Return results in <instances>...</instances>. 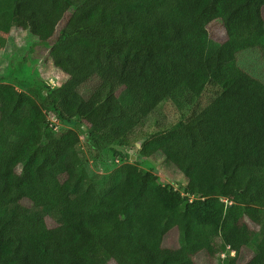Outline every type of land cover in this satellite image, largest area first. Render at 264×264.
Returning a JSON list of instances; mask_svg holds the SVG:
<instances>
[{"label": "trees", "instance_id": "trees-1", "mask_svg": "<svg viewBox=\"0 0 264 264\" xmlns=\"http://www.w3.org/2000/svg\"><path fill=\"white\" fill-rule=\"evenodd\" d=\"M0 19L50 42L65 77L39 82L38 98L0 79V264H193L200 253L264 264V82L236 63L247 50L264 58V0H0ZM209 87L199 111L134 135L160 105L194 108ZM81 136L91 160L121 162L102 192ZM140 159L184 184H162ZM249 245L260 248L243 259Z\"/></svg>", "mask_w": 264, "mask_h": 264}, {"label": "rangeland", "instance_id": "rangeland-1", "mask_svg": "<svg viewBox=\"0 0 264 264\" xmlns=\"http://www.w3.org/2000/svg\"><path fill=\"white\" fill-rule=\"evenodd\" d=\"M65 20L66 17H64L57 25L52 40L58 35V31L63 26ZM8 25L9 24L6 21L0 19V79H4L6 83L20 86L19 90L26 89L27 92L30 91L29 93L35 98H38L36 87L39 82H44L52 88L61 84L65 77L52 66L47 57L50 42L42 43L29 32L19 31L15 28H8ZM208 31L212 42L218 43L223 40L221 28L218 23L212 24ZM236 63L242 70L264 82V58L257 50H247L238 53L236 56ZM27 88L30 89L28 90ZM214 93L215 91L212 88H207L194 108L184 107L178 113H176L173 107L168 103L160 105L146 118L144 126L141 129H137L134 135L140 136L143 132L150 134L154 131H161L169 127L178 119L186 118L191 111H199L201 108L205 107L213 98ZM46 119L48 123L55 121L51 113L47 111ZM55 124L57 123L55 122ZM67 128L68 126L56 125L54 132L57 133ZM80 139L79 152L87 161V170L96 182L99 190L102 192L109 185L110 180L108 175L114 173L121 162L118 158H112L110 154H105L100 161L95 162L91 160L89 152L83 146L82 136ZM140 141L141 146L143 140H139L138 142ZM138 150L139 147L136 145L126 150L125 152L129 154L126 161L134 162L138 155ZM129 151H132V153ZM131 156H133V158ZM138 164L140 168L145 171H150L155 174L159 181L164 185L178 188L179 185L184 184V178L182 175L176 173L173 168L164 165L162 161L154 162L149 159H143ZM105 168L107 171H105ZM175 245L176 233L172 231L165 238L164 246L173 247ZM258 248L260 247L249 245L244 249L241 256L245 259L249 255L256 253ZM233 255L234 253H231L230 257ZM226 257V254L221 256L223 264H234L231 263L233 261H230V258L228 259ZM193 264L209 263L206 256L203 253H200L195 258Z\"/></svg>", "mask_w": 264, "mask_h": 264}, {"label": "water", "instance_id": "water-1", "mask_svg": "<svg viewBox=\"0 0 264 264\" xmlns=\"http://www.w3.org/2000/svg\"><path fill=\"white\" fill-rule=\"evenodd\" d=\"M140 144H141V141L140 142H138L137 144H136V146H140ZM130 153H132V151H129ZM132 158H133V156H131Z\"/></svg>", "mask_w": 264, "mask_h": 264}, {"label": "built area", "instance_id": "built-area-1", "mask_svg": "<svg viewBox=\"0 0 264 264\" xmlns=\"http://www.w3.org/2000/svg\"><path fill=\"white\" fill-rule=\"evenodd\" d=\"M226 204V201L225 200H222V205H225Z\"/></svg>", "mask_w": 264, "mask_h": 264}]
</instances>
